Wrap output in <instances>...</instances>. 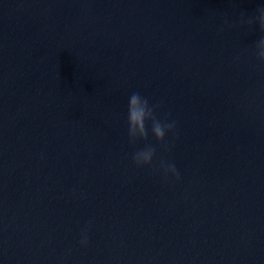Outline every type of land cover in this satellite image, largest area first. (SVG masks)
I'll return each mask as SVG.
<instances>
[{
	"label": "water",
	"instance_id": "95a60500",
	"mask_svg": "<svg viewBox=\"0 0 264 264\" xmlns=\"http://www.w3.org/2000/svg\"><path fill=\"white\" fill-rule=\"evenodd\" d=\"M261 6L0 0V264H264ZM133 92L179 180L133 164Z\"/></svg>",
	"mask_w": 264,
	"mask_h": 264
},
{
	"label": "clouds",
	"instance_id": "9594fccd",
	"mask_svg": "<svg viewBox=\"0 0 264 264\" xmlns=\"http://www.w3.org/2000/svg\"><path fill=\"white\" fill-rule=\"evenodd\" d=\"M224 24L227 27L230 25L227 16L224 17ZM247 26L249 29L258 27L261 33L259 39L254 45V55L260 65H264V6L256 9L254 15L245 18L244 15L240 18V26ZM158 105H150L149 100L141 96L138 92H133L128 98L127 110V134L129 143L136 145L137 142H145V147L132 153L131 159L136 168H153L162 174L165 181L168 178L174 177L180 179L179 172L174 163H170L164 158H161L158 164H154L157 149L147 143L149 135V125L151 134L164 151H168L169 147L166 142V135L171 133L176 134V123L168 117L163 119L157 115ZM80 244L84 247L88 245L87 228L82 231Z\"/></svg>",
	"mask_w": 264,
	"mask_h": 264
}]
</instances>
